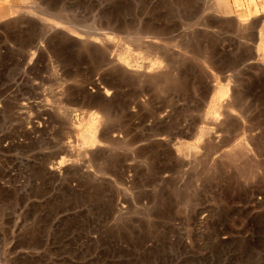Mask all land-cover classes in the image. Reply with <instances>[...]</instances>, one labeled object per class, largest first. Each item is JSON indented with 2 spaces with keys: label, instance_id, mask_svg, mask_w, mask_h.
<instances>
[{
  "label": "rangeland",
  "instance_id": "374dc122",
  "mask_svg": "<svg viewBox=\"0 0 264 264\" xmlns=\"http://www.w3.org/2000/svg\"><path fill=\"white\" fill-rule=\"evenodd\" d=\"M221 1L0 0V264H264V0Z\"/></svg>",
  "mask_w": 264,
  "mask_h": 264
},
{
  "label": "bare ground",
  "instance_id": "6f19581e",
  "mask_svg": "<svg viewBox=\"0 0 264 264\" xmlns=\"http://www.w3.org/2000/svg\"><path fill=\"white\" fill-rule=\"evenodd\" d=\"M220 4V3H219ZM257 5H259V4H257ZM261 7V6H260ZM218 8V7H217ZM226 8V5L224 4V0L223 1H221V9H225ZM255 9H257V8H255ZM50 15V14H49ZM255 15H256V13H255ZM255 15H252V18H253V16H254V18H255ZM257 15H259V14H257ZM257 17V16H256ZM246 18V17H245ZM248 18V17H247ZM59 19V18H58ZM242 19H244V18H242ZM249 19H251V18H249ZM243 21H245V20H243ZM242 21V22H243ZM248 21V20H247ZM72 25V24H71ZM241 25V24H240ZM242 25H244V23L242 24ZM76 27V26H75ZM78 29V28H77ZM250 29V28H249ZM122 30V29H121ZM259 33V32H258ZM100 35H101V33H100ZM154 35V34H153ZM96 36H97V34H96ZM152 37V36H151ZM99 38H100V40H101V43H102V46H104V48H106L107 49V46H108V44H109V42H112L114 39H116L117 38V33H115V32H105L104 34H102V37H100L99 36ZM259 39V38H258ZM259 41V40H258ZM115 42V41H114ZM257 43V42H256ZM263 43V42H262ZM260 44V43H259ZM101 45V44H100ZM110 45V44H109ZM96 46V45H95ZM111 46H113V45H111ZM93 47V46H92ZM256 47L258 48L259 47V52H260V50L262 51L263 49H261L260 48V45H258V44H256ZM261 47H262V45H261ZM110 48H112V47H110ZM109 48V49H110ZM105 49V50H106ZM101 50V49H100ZM104 50V49H103ZM99 51V50H98ZM109 50H107V52H108ZM103 52V51H102ZM263 52H264V50H263ZM263 52H260V53H262V55H263ZM110 56V55H109ZM116 60V59H115ZM152 67V66H151ZM129 68V67H128ZM129 69H132V68H129ZM128 70V69H127ZM133 71H135L136 72V70H134V66H133V69H132ZM151 69H149V71H150ZM154 70H156V69H154ZM159 70V69H158ZM142 71V70H141ZM148 72V71H147ZM134 74H136V73H134ZM152 74V73H151ZM156 74H157V72H156ZM139 75V74H138ZM149 75H150V73H149ZM167 76V75H166ZM110 82V81H109ZM113 87V86H112ZM45 88V87H44ZM107 88V87H106ZM217 88V87H216ZM68 89V88H67ZM71 89V88H70ZM84 90V89H83ZM107 90V89H106ZM115 91V90H114ZM67 92V91H66ZM37 94V93H36ZM83 94H85L86 96H88L89 97V94L86 92V93H83ZM112 94V93H111ZM84 95V96H85ZM107 95L109 96L110 95V91L107 93ZM91 96H92V94H91ZM107 96V97H108ZM46 97V96H45ZM110 97V96H109ZM61 101V100H60ZM74 102V101H73ZM81 103V102H80ZM97 105V104H96ZM229 107H231V105L229 106ZM65 111V110H64ZM67 111V110H66ZM82 111H84V110H82ZM215 111V110H214ZM216 112V111H215ZM81 113V112H80ZM65 114V113H64ZM68 114V113H67ZM95 114V113H94ZM99 114H101V113H99ZM98 115V114H97ZM216 115V114H215ZM63 116V115H62ZM73 116V115H72ZM85 116V115H84ZM227 117V116H226ZM65 118V117H64ZM66 119V118H65ZM81 121H82V119H81ZM94 121V120H93ZM71 123V122H70ZM76 123V122H75ZM80 124V123H79ZM72 126V125H71ZM42 127V126H41ZM72 127H74V126H72ZM72 129V128H71ZM76 130H77V127H76ZM75 133V132H74ZM197 136V135H196ZM67 137V136H66ZM118 137V136H117ZM81 138V137H80ZM112 138H113V136H112ZM196 139H197V137H196ZM80 140V139H79ZM36 141V140H35ZM114 141H116L117 142V140L115 139ZM83 142V141H82ZM85 142V141H84ZM115 142V143H116ZM86 143V142H85ZM81 145V144H80ZM83 145V144H82ZM65 149H67V148H65ZM73 149V148H72ZM237 149V148H236ZM70 150H71V148H70ZM65 151V150H64ZM72 151V150H71ZM66 152V151H65ZM64 152V153H65ZM67 152H68V150H67ZM82 152V151H81ZM227 152V151H226ZM69 153V152H68ZM67 153V154H68ZM71 153V152H70ZM92 153V152H91ZM59 155H63V154H61V152H59L58 153ZM72 154V153H71ZM230 154V153H229ZM228 154V156H227V159L231 162V161H234V160H237V158L239 159V156H237L236 157V154H231V155H229ZM58 155V156H59ZM75 155V154H74ZM60 157V156H59ZM64 159L66 160V158H63L62 159V161H60L59 162V164H60V167H63L64 165H67L66 164V162L64 161ZM228 161V162H229ZM238 161V160H237ZM76 162V161H75ZM65 167V166H64ZM59 167H55V165L53 166V167H51L50 168V171L53 173V174H55L56 175V172L57 171H59ZM62 169V168H61ZM52 173H50V174H52ZM47 174V173H46ZM58 174V173H57Z\"/></svg>",
  "mask_w": 264,
  "mask_h": 264
}]
</instances>
